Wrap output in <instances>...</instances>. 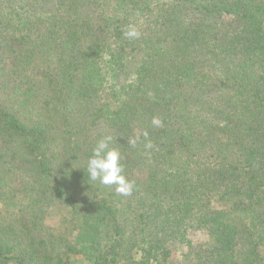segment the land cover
<instances>
[{
  "label": "trees",
  "instance_id": "16d2710c",
  "mask_svg": "<svg viewBox=\"0 0 264 264\" xmlns=\"http://www.w3.org/2000/svg\"><path fill=\"white\" fill-rule=\"evenodd\" d=\"M105 135L130 196L88 178ZM175 244L264 264V0H0V264H169Z\"/></svg>",
  "mask_w": 264,
  "mask_h": 264
},
{
  "label": "clouds",
  "instance_id": "9594fccd",
  "mask_svg": "<svg viewBox=\"0 0 264 264\" xmlns=\"http://www.w3.org/2000/svg\"><path fill=\"white\" fill-rule=\"evenodd\" d=\"M124 36L128 39H137L140 37V32L133 24L128 25ZM154 126H161L162 120L155 116L152 119ZM144 137L147 138L148 133L144 132ZM139 137L128 139V143L133 147L136 146ZM113 137L105 135L100 138L95 147L92 149V154L89 156L86 165V172L90 181H99L105 186H114L115 192L122 196L132 195L135 183L129 180L124 173V165L122 155L118 148L112 147ZM146 148H151L152 143L149 141Z\"/></svg>",
  "mask_w": 264,
  "mask_h": 264
},
{
  "label": "rangeland",
  "instance_id": "374dc122",
  "mask_svg": "<svg viewBox=\"0 0 264 264\" xmlns=\"http://www.w3.org/2000/svg\"><path fill=\"white\" fill-rule=\"evenodd\" d=\"M59 218L53 219L50 221L51 224L54 225L55 228L61 229V225L58 222ZM194 233H192V237H194L196 240H200L203 238V233L202 231H193ZM187 251V248L184 246H180L178 244H175L172 246V258L169 262V264H185L184 261V253ZM77 261V260H74ZM78 263H80V261H77ZM82 264H93L92 261L86 262L84 261Z\"/></svg>",
  "mask_w": 264,
  "mask_h": 264
}]
</instances>
